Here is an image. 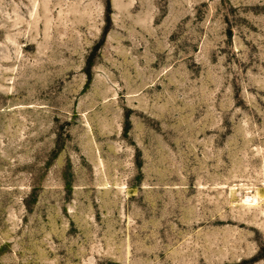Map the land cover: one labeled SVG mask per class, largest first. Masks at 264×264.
<instances>
[{
  "label": "rangeland",
  "instance_id": "rangeland-1",
  "mask_svg": "<svg viewBox=\"0 0 264 264\" xmlns=\"http://www.w3.org/2000/svg\"><path fill=\"white\" fill-rule=\"evenodd\" d=\"M0 264H264V0H0Z\"/></svg>",
  "mask_w": 264,
  "mask_h": 264
},
{
  "label": "bare ground",
  "instance_id": "bare-ground-1",
  "mask_svg": "<svg viewBox=\"0 0 264 264\" xmlns=\"http://www.w3.org/2000/svg\"><path fill=\"white\" fill-rule=\"evenodd\" d=\"M245 200H250V201H253V200H256V197L255 195H247L244 197ZM247 202V201H246Z\"/></svg>",
  "mask_w": 264,
  "mask_h": 264
}]
</instances>
